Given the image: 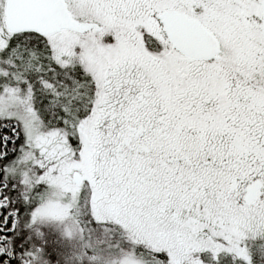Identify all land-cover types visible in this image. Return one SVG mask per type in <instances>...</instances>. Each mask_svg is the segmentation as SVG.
<instances>
[{"label":"snow or ice","instance_id":"snow-or-ice-1","mask_svg":"<svg viewBox=\"0 0 264 264\" xmlns=\"http://www.w3.org/2000/svg\"><path fill=\"white\" fill-rule=\"evenodd\" d=\"M0 264H264V0H0Z\"/></svg>","mask_w":264,"mask_h":264}]
</instances>
